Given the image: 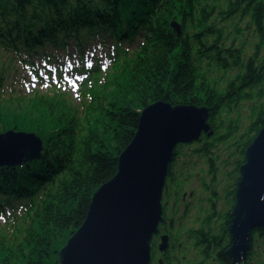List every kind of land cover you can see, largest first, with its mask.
<instances>
[{
    "label": "trees",
    "instance_id": "16d2710c",
    "mask_svg": "<svg viewBox=\"0 0 264 264\" xmlns=\"http://www.w3.org/2000/svg\"><path fill=\"white\" fill-rule=\"evenodd\" d=\"M236 18H249L242 30L258 38L252 54L237 37L227 44L219 20ZM95 38L112 41L115 52L108 71L93 70L83 84L80 103L61 89L16 93V62L38 76L36 59L56 61L49 47L67 51L71 41L83 57ZM0 51V132L44 142L40 159L0 168V217L10 233L0 231V264H61L94 195L117 175L143 111L159 101L209 108L215 133L201 137L199 152L231 141L232 223L240 168L264 128V0H0ZM246 104L252 113L243 129ZM222 258L234 263L226 251ZM240 264H264L261 230Z\"/></svg>",
    "mask_w": 264,
    "mask_h": 264
},
{
    "label": "water",
    "instance_id": "95a60500",
    "mask_svg": "<svg viewBox=\"0 0 264 264\" xmlns=\"http://www.w3.org/2000/svg\"><path fill=\"white\" fill-rule=\"evenodd\" d=\"M183 35V26L173 22ZM208 107L156 102L143 111L138 132L121 154L117 175L94 195L88 217L60 253L61 264H151V244L163 221V195L179 145L211 137ZM35 133H0V168L40 159ZM233 264L246 262L254 233L264 235V128L246 151L232 210Z\"/></svg>",
    "mask_w": 264,
    "mask_h": 264
},
{
    "label": "flooded vegetation",
    "instance_id": "af4514ba",
    "mask_svg": "<svg viewBox=\"0 0 264 264\" xmlns=\"http://www.w3.org/2000/svg\"><path fill=\"white\" fill-rule=\"evenodd\" d=\"M198 142L179 147L195 146L192 155L197 156V160L206 163L208 167L205 170L193 167L192 172H185V180L178 181L177 172L182 169L179 160L182 155H187L180 153V150L176 152L164 189L163 221L151 244V264H231L222 258V253L226 251L229 255L231 249V170L222 172L223 177L225 175V183L220 187L218 152H199L202 144ZM186 168L185 166L184 170L187 171ZM195 175H200L198 180L200 188L204 191V194L197 195L196 199L200 201L198 205L205 216L198 226L194 227L193 224L188 227V214L192 212L194 204L185 201L187 193L183 191L190 183V177ZM196 192V189H193L190 198ZM202 202L207 203V206Z\"/></svg>",
    "mask_w": 264,
    "mask_h": 264
},
{
    "label": "rangeland",
    "instance_id": "374dc122",
    "mask_svg": "<svg viewBox=\"0 0 264 264\" xmlns=\"http://www.w3.org/2000/svg\"><path fill=\"white\" fill-rule=\"evenodd\" d=\"M248 21L249 18H244L243 20L236 18L234 19V21L227 22L219 20L220 26H225L226 28L228 37L227 44L231 45L232 40H234V38L236 39L237 37V43L246 42L248 53L252 54L254 52L255 44L258 43V38L253 34V28L246 31L242 30L247 29ZM69 46V49L63 52H58L52 47L48 48V53L50 55L53 54L57 56L55 62L52 61V58H49L48 60L41 57L36 59V65L38 66L39 71L38 76L28 68L23 69L22 65L16 62L17 72H12L13 74H16L15 81H13L16 93L17 91H26L27 93L31 94L38 90L44 94H53L54 89H61L62 91L71 94V97L77 103H80L81 96H78V93L81 92V87H83V84L85 82L87 83V81L90 80L88 82L90 83L91 80H93V70L95 71V69H100L103 74L108 71V69L110 68V57L115 52V46L109 39L101 40L99 38H95L85 45L84 57L82 60H80V56L78 54L77 48L75 47V44L70 41ZM132 47L133 46L127 44L125 48L131 49ZM2 59L3 56L0 53V60ZM43 67L45 69H43ZM7 89V93H10L12 87L9 86ZM239 110L242 116L240 119L241 125L243 126V129H245L250 123L252 110L249 107V104L242 105ZM179 146L177 147V149L179 148ZM195 149V146L184 147L182 151L180 149V153L186 154L187 156L182 155L181 159L179 160L182 169L177 172L178 181L185 180L187 178L185 172H192L191 170L193 167H197L198 170L207 169L208 165L206 163L203 164L202 162H200V160H197V156L192 155V152ZM217 155V164L219 166V169L221 170V175L220 177H218V182L221 187L225 183V175L223 177L222 172L226 170H232L231 164L228 165V163H231V141L228 144L221 146ZM185 166L187 167V171L184 170ZM178 176L181 177L179 178ZM199 178L200 175L190 177V183L187 184V188H185V190L183 191L187 193L185 201H191L194 204L192 212L188 214V227H192L193 224L194 227L198 226L200 224L199 221H201L205 216V214L201 213V206L198 205L200 201L196 199L197 195L204 194V191H202V188H200V182L198 180ZM193 189H196L197 192L195 195H193L192 198H190V193ZM202 204H204V206H207V203L205 202H202ZM9 211L8 214L10 213ZM6 223V220L0 217V231L6 232L5 236L9 237L10 233L8 232V229L6 227Z\"/></svg>",
    "mask_w": 264,
    "mask_h": 264
}]
</instances>
